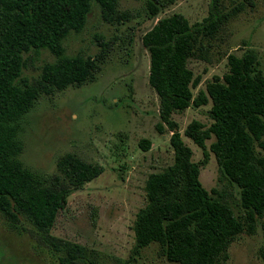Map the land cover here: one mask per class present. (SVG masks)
<instances>
[{
  "label": "rangeland",
  "instance_id": "rangeland-1",
  "mask_svg": "<svg viewBox=\"0 0 264 264\" xmlns=\"http://www.w3.org/2000/svg\"><path fill=\"white\" fill-rule=\"evenodd\" d=\"M212 1L115 0L114 11L106 15L93 2L85 28L71 33L64 47L69 56L95 59L96 70L82 84L41 91L22 120L20 158L48 186L57 177L63 179L59 162L68 154L103 172L72 188L67 206L47 230H40L24 213L13 222L0 211V264H60L68 252L56 250L54 244L63 243L83 248L74 264H180L168 260L158 243L138 246L136 216L147 204L150 175L174 163L170 142L174 130L192 148L194 161L204 159L202 149L184 131L194 119L206 127L213 122L211 101L174 111L169 122L164 120L160 96L149 82L150 52L143 37L159 19L174 13L183 14L191 25L202 22ZM152 4L158 7L157 14H152ZM218 5L222 24L213 35L199 36L188 61L194 74L202 77L195 96L216 76L224 77L230 54L255 51V69L264 76V0H218ZM27 56L22 76L32 85L40 84L44 65L55 62L56 56L46 49ZM144 139L151 142L149 150L141 146ZM256 150L264 154L258 143ZM200 178L210 193L240 212V188L223 175L213 152ZM263 247L264 216L245 226L217 264H264Z\"/></svg>",
  "mask_w": 264,
  "mask_h": 264
},
{
  "label": "trees",
  "instance_id": "trees-1",
  "mask_svg": "<svg viewBox=\"0 0 264 264\" xmlns=\"http://www.w3.org/2000/svg\"><path fill=\"white\" fill-rule=\"evenodd\" d=\"M95 1L105 15L114 11L115 0H0V211L13 222L24 213L40 230L49 229L67 206L72 188L103 172L102 167L68 154L59 162L63 179L45 185L21 160L24 143L19 137L22 120L43 89L82 84L96 70L95 59L69 56L64 47L71 33L85 28ZM151 6L152 14H157L158 7ZM223 20L218 0H213L202 22L191 25L183 14L174 13L159 19L143 37L150 52L149 82L160 96L164 120L169 122L174 111L211 101L213 122L206 127L194 119L184 131L202 149L204 159L193 160L192 148L170 122L174 163L150 175L147 204L136 216L138 246L158 243L168 260L180 264H217L245 226L264 216V154L256 150V143L264 148V76L255 69L256 52L230 54L224 77L216 76L206 90L194 95L202 77L189 67V58L199 36L213 35ZM43 49L56 61L45 64L40 84L32 85L22 76L30 60L27 54ZM141 146L149 150L150 140L144 139ZM211 152L223 175L240 188L238 213L201 181V168ZM67 245L54 244L56 250L68 252L60 264H74L77 251L83 249Z\"/></svg>",
  "mask_w": 264,
  "mask_h": 264
}]
</instances>
